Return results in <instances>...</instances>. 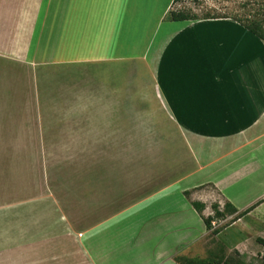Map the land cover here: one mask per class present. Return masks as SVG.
<instances>
[{
  "label": "crops",
  "instance_id": "crops-1",
  "mask_svg": "<svg viewBox=\"0 0 264 264\" xmlns=\"http://www.w3.org/2000/svg\"><path fill=\"white\" fill-rule=\"evenodd\" d=\"M175 3L0 0V264L263 263L264 40Z\"/></svg>",
  "mask_w": 264,
  "mask_h": 264
},
{
  "label": "rangeland",
  "instance_id": "rangeland-1",
  "mask_svg": "<svg viewBox=\"0 0 264 264\" xmlns=\"http://www.w3.org/2000/svg\"><path fill=\"white\" fill-rule=\"evenodd\" d=\"M174 11H184L188 13L192 17H196L198 19H203L205 17L212 18H220V17H230L235 20H239L243 23H247L248 21L258 20L264 18V0H179L174 5ZM169 20V18H168ZM119 73L120 77L125 71H116ZM127 75V74H126ZM131 78V87L134 89H139L141 87H146L149 85L150 79L148 76L144 75H130ZM136 82V83H135ZM134 83V84H133ZM144 87V88H145ZM143 88V89H144ZM147 97H152L151 94H147ZM69 97H48L49 101V109L51 111H59L64 110L66 106V99ZM150 118V116H148ZM143 117H136L135 120H142L140 124L135 126L139 127H150L147 133H134L131 135V141L135 142L136 139L140 138L141 143L144 141L149 148H158V145H161L163 141H170L175 136L170 133H159L156 132L157 124L155 120L152 118L148 122H144ZM165 119H162L164 122ZM163 124V123H162ZM59 125L58 117H51V126ZM133 126V124H132ZM77 148V147H76ZM76 148H68L63 150L62 148L55 147L52 151L51 158H59L60 160L65 159V157H75L81 155L82 153L90 154V151H78ZM67 173H70L69 168L67 169ZM73 173V171H72ZM89 174V173H88ZM212 236H214V231H219L220 226L224 224H219L217 220L212 222ZM216 257H220V252L216 251ZM225 256V255H224ZM222 258V257H220ZM261 260L256 261V264H261Z\"/></svg>",
  "mask_w": 264,
  "mask_h": 264
},
{
  "label": "trees",
  "instance_id": "trees-1",
  "mask_svg": "<svg viewBox=\"0 0 264 264\" xmlns=\"http://www.w3.org/2000/svg\"><path fill=\"white\" fill-rule=\"evenodd\" d=\"M179 0H175V2H178ZM169 18L172 21H188V20H198L196 17L190 16L188 13H185L184 11H171L169 14ZM203 19H212V17H205ZM239 23H241L245 28L250 30L252 33L256 34L258 37H260L262 40H264V18L248 21L247 23H243L239 20H236ZM194 207L196 211L202 212L205 208L203 204L200 203H194ZM213 210L215 212V218L219 219L222 216H226L225 213L228 214V212H234L233 209H230L228 205L225 206V211L221 213L219 211V206L213 205ZM212 218L206 219L205 223L208 229L212 227ZM218 231H214V235H216ZM183 264H245V262L240 258V255L238 252H234L228 257H222V258H210L206 260H200V259H186L182 261ZM264 264V255H263V263Z\"/></svg>",
  "mask_w": 264,
  "mask_h": 264
}]
</instances>
